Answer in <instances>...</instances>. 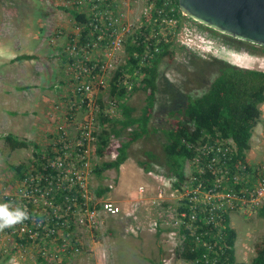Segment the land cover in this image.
<instances>
[{
	"label": "built area",
	"instance_id": "1",
	"mask_svg": "<svg viewBox=\"0 0 264 264\" xmlns=\"http://www.w3.org/2000/svg\"><path fill=\"white\" fill-rule=\"evenodd\" d=\"M71 1L80 9L76 12L85 14V21L75 20V31L68 32L67 42L61 45V60L72 86L68 97L52 105L54 115L58 116L60 101L63 102L70 125H55L48 132V143L40 159H36L38 165L3 191L2 203L11 202L29 214V219L0 231V237L12 244L9 250L5 245L4 251H9L8 259L13 264H19L15 254L22 256L26 249L34 251L36 258H43L46 264H70L71 256L79 254L82 246L74 229L67 231L70 224L75 229H92L102 216L118 214L127 222L128 233L136 236L138 229L143 230L144 226L136 224L138 213L145 208L142 200L116 203L97 198L89 187L92 153L96 152L98 142L95 120L100 114L115 116L118 100L109 95L110 87L116 71L125 65V58L123 64L120 58L129 41L135 46L141 42L143 47L134 55L137 63L132 72L123 69L124 77L117 79L127 93L135 84H141V67L154 60L162 42H169L170 48L177 45L202 59L228 58L220 38L178 12L175 0H144L135 23L127 9L131 0ZM259 68L264 71L263 62ZM104 93L111 98L101 107L99 100H104ZM78 111L85 113L81 119L74 118ZM191 147L193 155L186 161L185 180L178 190L174 189L179 195L178 206L173 210L175 217L164 223L169 228L164 237L173 251L182 248L187 231L194 239L192 250L199 245L213 249L216 241L204 240L201 234L215 230L213 237L220 240L225 213L248 216L264 207V160L251 163L246 157L233 159L236 146L230 138L199 141ZM111 156L115 158L116 152L112 151ZM147 176L160 182L164 189L173 188L176 181L151 170ZM145 191L144 184L138 185L137 192L143 195ZM163 196V190H158L157 198L163 200ZM147 226L155 230L157 223L150 221ZM202 256L207 258L206 253Z\"/></svg>",
	"mask_w": 264,
	"mask_h": 264
},
{
	"label": "rangeland",
	"instance_id": "2",
	"mask_svg": "<svg viewBox=\"0 0 264 264\" xmlns=\"http://www.w3.org/2000/svg\"><path fill=\"white\" fill-rule=\"evenodd\" d=\"M143 6L144 0H131L129 3L127 9L130 19L134 23L138 21L137 19ZM63 7L67 10H64ZM71 11H80V9L74 7L71 0H0V22L14 26V31L15 28L23 30V32L26 31L28 33L27 51L29 54L36 56L27 62L29 75L26 81L32 85H27L29 88L28 96L30 99V107L22 109V115L25 116L23 118L19 117V115L14 116L16 112L10 109L18 107L15 104H8V107L3 109V115L5 117L0 118V136L16 131L15 134L21 135L19 138H25L30 142L26 148L10 150L5 141L0 139V160H2V164H0L1 190H3V185L13 187L18 180L17 177H14L15 171L9 168L10 165H29L37 159L34 155L36 150L33 147V143H36L41 151L45 149L48 143V129L53 127V124L51 121H46L38 106L39 88L41 87L39 85L37 86V84H40L42 80H48L51 83L55 82V85H60L58 88L55 85L52 88L55 104L58 103L56 101H59L60 98L68 97V93L71 91L72 81L70 76L65 72L63 60H61V57L58 61L53 60L49 55L45 57L44 54L48 53V49L43 45L45 41H49L50 38L57 35L54 33H58V35L63 37L64 42H67V33L75 31V19L71 16ZM212 32L220 38V41L227 50V53L224 55L228 58L220 57L221 59L240 67L261 70L259 64L260 62L264 63V53L248 52L245 48H241V45L245 41L240 43V40L238 41L232 37L220 34L217 31ZM44 38L46 39L44 40ZM243 45L250 47V45ZM170 50L173 52L172 56L165 55L159 62V75L157 78L158 90L153 106V114L147 126L148 129L127 149L129 159L125 161V164H131L133 167L123 174V178L119 184L120 194L118 197H115L114 192L117 191L116 187L118 185L119 173L114 169H110L103 171L101 175H96L93 171L94 166L100 165L103 161L114 159L111 156V152L114 151L117 154V148L123 140V137L130 132V129L136 126L133 125L126 128L118 138L110 136L107 146L104 148V154L106 153V156H100L97 152H93L94 155L92 153L91 161L93 170L90 175L89 187L94 195L96 196L95 191L100 186L108 185L111 187L109 193L107 192L100 197L96 196L97 198L108 199L116 203H130L134 200H142L145 203V208L138 213L139 221L136 224L144 226V228L143 230L141 228L138 229L136 236L128 233L126 231L127 222L121 216H117L118 214L115 216H102L98 220L101 222L92 229L84 227L74 228L75 233L82 241V246L79 254L71 256V261L69 260L70 264H186L176 254L177 250L173 251L168 248V242L164 237V233L169 230L167 228L168 224L164 223L171 220L172 217H175L173 210L175 212L178 206L179 195L174 193L175 187L164 189L160 182L155 181L146 174L151 170L166 176L169 175L166 174V172H169V166L165 161V153L163 150V145L167 138L163 133V129L168 128L170 126L169 121L175 118L169 111L182 104L184 100L183 96L187 94L188 90L199 86L197 77H193L196 73V65L193 64V61L197 59L199 61L200 57L193 53L183 51L177 45H174ZM257 51L260 50L258 49ZM125 55L126 52L120 58V63L122 64L124 63ZM59 63H62L63 66L60 67ZM40 65H44L46 75H43L42 70H40ZM54 66L57 68V80L56 76L50 77L48 71V69H52ZM60 73L61 75H59ZM0 83L5 86L7 85V87H11L13 84L11 81L2 79ZM168 83L170 85H167ZM137 85L139 84H135L134 88ZM18 95L20 98H23V94L18 93ZM109 97L107 93H104V100H99L101 107L108 102ZM122 101L133 108L132 115L139 116L142 114V109L146 103V92L138 88L131 93L119 97L115 116L107 117L103 114L102 116L111 119H115L116 117H118L116 119H121L123 112L119 104ZM60 103L58 109L59 114L56 117L57 122L54 125H70L64 115L65 109L63 102L60 101ZM259 109L260 117L252 129V145L245 152L246 156L255 162H261L262 160V154L256 149L255 140L253 142V139L257 137L258 131L264 128V102L259 105ZM19 111L21 112V110ZM84 114V112L78 111L74 118L81 119L84 117ZM100 117L97 116L95 120L98 135L108 126V123L103 122L102 124ZM27 118L29 120L28 127H21L20 120L24 121ZM11 119L16 120L19 126L18 128L11 126ZM44 121H46L45 124ZM41 124L43 125L41 126ZM45 126H47V129H45ZM22 132H24L26 137L21 134ZM40 136L43 139L40 142L36 141L40 139ZM138 161H144L149 164V170L145 171L138 164ZM5 166H8L7 175H5L4 171ZM187 172L188 163L185 161L184 173ZM10 175H13V178L4 182L5 177L9 179ZM170 178L173 179V176L171 175ZM141 184L146 186V191L143 195L137 192V187ZM158 190H163V200L157 198ZM2 195L3 192L0 195V203L3 201ZM169 209H171V212H168ZM166 215L170 217L165 218ZM228 216L230 226L237 233L233 246L236 260L250 262L256 254V245L264 240V217L259 215V210L253 211L248 216H243L235 212L230 213ZM150 221H156L157 228L155 230L148 228L147 225ZM2 241L3 243L0 245V264H13L8 259L10 255L8 254L9 251H4L5 245L7 246L6 250H9L12 248V244L6 243L5 239L0 237V243ZM160 251L163 252L162 257L160 256ZM15 255L18 256L19 264H36L37 256L32 250H24L22 256L20 253Z\"/></svg>",
	"mask_w": 264,
	"mask_h": 264
},
{
	"label": "trees",
	"instance_id": "3",
	"mask_svg": "<svg viewBox=\"0 0 264 264\" xmlns=\"http://www.w3.org/2000/svg\"><path fill=\"white\" fill-rule=\"evenodd\" d=\"M175 1L177 10L180 12L178 1ZM63 9L67 10L64 7ZM70 14L77 23L85 21L84 13L71 11ZM239 42L242 43L243 41ZM243 44L250 45V47ZM243 44L241 48H245L248 52L264 53V47L247 42H243ZM142 47L141 42L138 46L133 45L131 41L126 44L125 65L116 71L113 78L114 83L111 84L109 93V95L116 97L117 100L127 93L126 88L117 79L124 77L123 69L124 71L129 70L132 72L133 68L136 67L137 59L134 58V55L139 54L142 51ZM258 49L260 51H257ZM172 54L170 43L162 42L161 50L156 54L154 60L150 64L141 67V84L137 85L133 90L141 88L146 92V103L142 109V114L139 116L132 115L133 108L124 101L119 104L123 112L121 119L105 118L100 114L102 124L105 122L108 123V126L98 135L96 152L99 155L104 154V148L107 146L110 136L118 138L126 128L133 125L136 127L130 129V132L123 137L114 159L103 161L100 165L94 166L93 171L96 175H101L103 171L110 169H114L119 173L120 165L129 157L128 147L147 131L158 90L159 62L163 56L170 55L171 57ZM35 57L32 54L20 56V58L24 59H34ZM193 64L196 65V73L193 77H197L199 86L188 90L187 94L183 96L182 104L169 111L175 118L169 121L170 126L168 128L163 129V133L167 137L163 145L164 158L169 166V172H166V174L175 178L174 187L177 190L185 180L184 162L193 155L192 143L205 140L212 142L216 139L230 138L236 146V154L232 155V158L245 159V152L250 146L249 141L252 129L260 117L259 105L264 102L263 70L240 67L217 57L210 59L200 58L199 61L198 59L193 61ZM167 85H170V83ZM2 138L10 150L26 148L30 144L25 138H19L12 133H6ZM33 147L36 150L34 155L37 159H40L43 151L39 149L36 143H33ZM38 162L35 160L29 165H10L9 168L15 171L14 177L19 179L31 171L33 166H37ZM138 164L145 171L150 168V165L144 161H138ZM201 181L204 180L201 179ZM110 189L109 186H100L95 191L96 196L100 197L110 191ZM259 215L264 217V207L259 210ZM199 218H201V215H199ZM73 229L74 226L71 224L67 227V231H72ZM214 232L216 231L214 230ZM214 232L209 231L206 234H201V238L204 240L212 243L216 241L213 249H206L203 245H199L192 250L194 239L191 235H188L189 232L187 231L185 242L182 248L177 249L176 254L182 260L193 261L194 264H264V240L256 245V254L250 262L236 260L233 246L237 233L230 226V219L227 213L224 214L220 240H216L213 237ZM203 253L207 254V258L202 256ZM162 255L163 252L160 251V256L162 257ZM46 263L43 258L38 257L37 264ZM61 264L66 263L62 262Z\"/></svg>",
	"mask_w": 264,
	"mask_h": 264
},
{
	"label": "crops",
	"instance_id": "4",
	"mask_svg": "<svg viewBox=\"0 0 264 264\" xmlns=\"http://www.w3.org/2000/svg\"><path fill=\"white\" fill-rule=\"evenodd\" d=\"M14 26H10L7 25V23L2 24L0 22V80H7V81H11L13 84L11 87H7V85H3L0 83V118L5 117L3 115V109L7 108L8 104H15L18 108H12L10 110L15 111L16 113L14 114V116L19 115V117L23 118L25 115H22V109H25L27 107H30V99L28 96V86L27 85H32L27 83L26 80H28V61H30L31 59H24V58H20L21 55H28L29 52L27 51V42H28V33L26 31L23 32V30H19L15 28V31L13 30ZM56 34V33H54ZM59 35H55L53 38H50L49 41H45L43 43L44 46L47 47L48 49V53L44 54L45 57L47 55H49L50 57H52L53 60H57L60 59L61 55H60V51H61V45L64 42L63 37H61ZM46 38H44L45 40ZM60 67L63 66L62 63H59ZM40 70H42L43 75H46L45 69H44V65H40ZM50 77L52 76H56V80H57V68L54 66L52 67V69H48ZM16 75V76H15ZM61 75V73L59 74ZM49 77V79H50ZM55 82H48V80H42L40 82V84H37V86L39 85L41 88H39L40 94H39V102H38V106L40 107V110L42 111L43 117H45L46 121H51L52 122V126L55 127L54 123L57 122L56 117L54 113H53V109H52V104H54V97L52 95V88L54 87ZM54 91V90H53ZM18 93L23 94V98H20V96L18 95ZM21 110V112L19 111ZM13 116V117H14ZM8 117V116H7ZM118 118V117H116ZM115 118V119H116ZM44 121V124L45 122ZM28 118L24 121L20 120V126L27 128L28 127ZM42 122V121H41ZM11 126L12 127H16L18 128L19 126L16 123V120L11 119ZM43 124H41L42 126ZM53 127H50L51 129ZM48 129V132L51 129ZM45 129H47V126H45ZM44 129V130H45ZM16 131H12L10 133H13L16 136H21L18 135L17 133L15 134ZM21 134L24 135V132H22ZM4 134H2L0 136V139L3 140L2 136ZM258 135H260L258 137ZM25 136V135H24ZM26 137V136H25ZM40 139L36 140L39 141L42 138V136L39 137ZM255 140V144H256V149L259 150L262 154L261 158L262 160H264V152H263V143H264V128H262L261 131H258L257 137L253 139V142ZM258 141V142H257ZM263 141V143H262ZM252 137H250V141H249V148L252 145ZM38 146V145H37ZM39 147V146H38ZM2 148V147H1ZM40 148V147H39ZM104 155V154H103ZM1 156V155H0ZM102 156V155H100ZM246 156V154H245ZM129 159V157L125 160L127 161ZM247 161L251 162V163H258L255 161H252L250 158H248L246 156ZM261 160V161H262ZM2 160H0V164H2L1 162ZM125 161L120 165V170H119V178H118V185L116 187L117 191H115V197H118L120 194V189H119V184L120 181L123 178V174L127 171V170H131L132 169V165H126ZM260 162V161H259ZM8 166H5V175L8 174ZM7 172V173H6ZM130 173V172H129ZM147 174V173H146ZM13 178V175L9 176V179H4L5 181H9ZM108 186V185H106ZM3 190H1L0 195L2 194V192H5V189L9 188L6 186H2ZM119 192V193H118ZM109 193V191H108ZM3 241L0 243V245H2Z\"/></svg>",
	"mask_w": 264,
	"mask_h": 264
},
{
	"label": "water",
	"instance_id": "5",
	"mask_svg": "<svg viewBox=\"0 0 264 264\" xmlns=\"http://www.w3.org/2000/svg\"><path fill=\"white\" fill-rule=\"evenodd\" d=\"M179 10L220 34L264 47V0H177Z\"/></svg>",
	"mask_w": 264,
	"mask_h": 264
},
{
	"label": "clouds",
	"instance_id": "6",
	"mask_svg": "<svg viewBox=\"0 0 264 264\" xmlns=\"http://www.w3.org/2000/svg\"><path fill=\"white\" fill-rule=\"evenodd\" d=\"M29 219L26 209L11 202L0 203V231Z\"/></svg>",
	"mask_w": 264,
	"mask_h": 264
},
{
	"label": "bare ground",
	"instance_id": "7",
	"mask_svg": "<svg viewBox=\"0 0 264 264\" xmlns=\"http://www.w3.org/2000/svg\"><path fill=\"white\" fill-rule=\"evenodd\" d=\"M237 64H239V63H237Z\"/></svg>",
	"mask_w": 264,
	"mask_h": 264
},
{
	"label": "flooded vegetation",
	"instance_id": "8",
	"mask_svg": "<svg viewBox=\"0 0 264 264\" xmlns=\"http://www.w3.org/2000/svg\"><path fill=\"white\" fill-rule=\"evenodd\" d=\"M234 47V46H233Z\"/></svg>",
	"mask_w": 264,
	"mask_h": 264
}]
</instances>
